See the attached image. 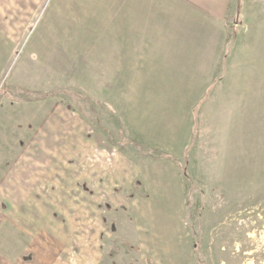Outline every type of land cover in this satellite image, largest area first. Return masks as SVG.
I'll return each instance as SVG.
<instances>
[{
	"label": "rangeland",
	"instance_id": "1",
	"mask_svg": "<svg viewBox=\"0 0 264 264\" xmlns=\"http://www.w3.org/2000/svg\"><path fill=\"white\" fill-rule=\"evenodd\" d=\"M66 2L0 0V264H264V0L206 92L196 45L101 70Z\"/></svg>",
	"mask_w": 264,
	"mask_h": 264
},
{
	"label": "crops",
	"instance_id": "2",
	"mask_svg": "<svg viewBox=\"0 0 264 264\" xmlns=\"http://www.w3.org/2000/svg\"><path fill=\"white\" fill-rule=\"evenodd\" d=\"M86 1L82 11L84 23H90L93 34L90 48H86L89 59H100L102 63L114 60L117 75L123 73L121 70L136 75V70L140 69L152 74L155 68L162 70L165 65L189 70L191 52L196 45L198 75L213 76L203 84V92L216 84L215 61L220 62L221 46L229 43L231 33L227 30L231 27L228 23H253L247 15L239 19L237 0ZM83 3L67 0L58 6L61 11L73 13L80 19L82 13L76 6ZM78 19L75 23H80ZM106 68L107 63L100 67L101 70Z\"/></svg>",
	"mask_w": 264,
	"mask_h": 264
}]
</instances>
